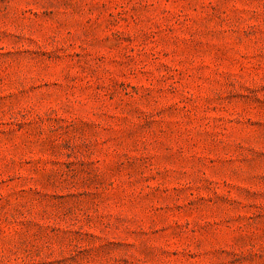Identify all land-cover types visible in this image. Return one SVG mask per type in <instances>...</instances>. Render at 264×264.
<instances>
[{"label":"rangeland","instance_id":"374dc122","mask_svg":"<svg viewBox=\"0 0 264 264\" xmlns=\"http://www.w3.org/2000/svg\"><path fill=\"white\" fill-rule=\"evenodd\" d=\"M0 264H264V0H0Z\"/></svg>","mask_w":264,"mask_h":264}]
</instances>
